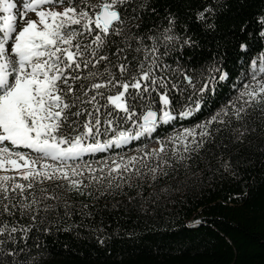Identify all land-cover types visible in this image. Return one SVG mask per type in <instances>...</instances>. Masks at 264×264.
Segmentation results:
<instances>
[{"label": "snow or ice", "instance_id": "obj_1", "mask_svg": "<svg viewBox=\"0 0 264 264\" xmlns=\"http://www.w3.org/2000/svg\"><path fill=\"white\" fill-rule=\"evenodd\" d=\"M227 10L228 0H185L184 13L178 0H0V264H44L43 238L61 231L105 246L96 216L109 196L153 216L206 176L240 186L241 201L255 172L264 182V10L236 18L216 56L193 63ZM227 83L233 95L212 107ZM164 125L172 134L157 138Z\"/></svg>", "mask_w": 264, "mask_h": 264}, {"label": "trees", "instance_id": "obj_2", "mask_svg": "<svg viewBox=\"0 0 264 264\" xmlns=\"http://www.w3.org/2000/svg\"><path fill=\"white\" fill-rule=\"evenodd\" d=\"M188 3L195 8L199 0ZM228 3L230 10L218 21L220 30L214 39L206 38L205 47L196 50L193 63L204 64V57L216 56L217 42L227 36L236 18L247 17L251 21L264 10V0H228ZM178 6L184 13L185 0H178ZM225 46L228 47L227 42ZM254 49L258 50L256 46ZM224 55L225 70L238 73L235 52L228 47ZM232 95L231 83L224 84L218 89L212 107H218ZM209 110L195 118L177 121L175 128L190 126L193 119H203ZM172 132L173 128L164 125L154 135L159 138ZM136 147L137 142L133 141L123 152L132 153ZM101 155L106 157L110 153L85 159L99 160ZM254 175L258 184L242 201L236 199L240 186L227 179L209 181L206 176L204 183L193 186L175 203L162 206L153 216H145L134 207L126 210V197L109 196L99 202L101 211L96 216L107 229L108 243L100 246L86 236L77 238L64 231L45 236L44 264H264V182H260L259 171ZM117 202L118 207L113 208ZM195 220L202 223H193Z\"/></svg>", "mask_w": 264, "mask_h": 264}, {"label": "rangeland", "instance_id": "obj_3", "mask_svg": "<svg viewBox=\"0 0 264 264\" xmlns=\"http://www.w3.org/2000/svg\"><path fill=\"white\" fill-rule=\"evenodd\" d=\"M128 154H131V153H128Z\"/></svg>", "mask_w": 264, "mask_h": 264}]
</instances>
